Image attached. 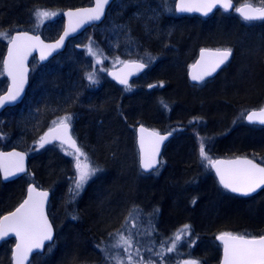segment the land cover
<instances>
[{
    "label": "rangeland",
    "instance_id": "1",
    "mask_svg": "<svg viewBox=\"0 0 264 264\" xmlns=\"http://www.w3.org/2000/svg\"><path fill=\"white\" fill-rule=\"evenodd\" d=\"M116 1L115 2L118 7H121V5H119L120 0ZM123 1L124 3L125 1L131 2V0ZM163 1V3L159 4V7L164 6L163 10H165L169 15L171 13L174 14V10L170 6L171 0ZM253 1L256 4H259V0ZM239 2H244V0H239ZM44 7L45 6H43V8H40V10H46L50 12L49 9H53ZM120 7L119 9H117L115 6L114 10H112L108 14L107 18L100 25L95 26L96 31H98L100 34V38L104 41L103 47L102 45H98V43L93 42L90 36L89 38L91 39L86 44V48L83 50L81 49V44L83 43L84 38L87 35V30L85 33L75 38V40L70 43L65 52L49 61L47 64L41 65L38 62L33 61L31 85L29 87V91L25 100L20 105L12 108L11 111L6 112V115L9 118L7 129L10 132L8 136H5V140H9L7 148L18 147L20 149H25L28 152H31L34 159V165H36L37 167V174L41 178H45L48 172H50L49 168L47 167H45V169L42 168V170L39 169L41 161L57 163L56 170L57 172L62 174V177L64 178L63 180H61V185L63 186L64 182L66 181V187L70 188V192L77 193V196L80 195L81 192H83V189L87 187L89 183H94L97 180L98 181L96 183V187L98 189H100V187H103L104 192L106 191L108 185H114L121 192L127 190V193L130 194L129 196L131 200L133 199L134 201L132 205L129 206L128 212L124 214L123 219L118 225L119 230H116L111 235L109 234L110 236H107V238H105V246H96L97 250L100 251L101 249L105 253L106 258L104 263L102 264H114V262L108 257L110 255L116 254L117 252H120L122 257L124 256L123 249H113L110 247V245L114 243V238L117 232H123L125 228L129 227V225L125 224V221L129 219L130 213H132L136 217V228L133 229V231L139 230L140 233V237H134V240L138 239L141 241V243L145 242L146 240V237L141 236V234H143L146 229L142 227L144 220H150L153 215H155L157 218V221L155 223L156 229L154 228V230H157V232L160 234V238L162 241H168L169 238L172 237L173 234L181 229L184 225H190L184 222L190 220L195 223V225H192V227L205 228L207 230L218 229L215 234L221 232H231L233 234L240 235H253V233H250L252 232V230H256L264 225V195L261 193L262 195H258L256 197L248 199L242 198L245 200L234 198L233 196L235 195L229 194L226 190L222 189L219 186L214 173L212 172V166L208 163V161L202 160L200 156V143L201 140H203L205 152L213 161L219 156L229 154V151H231L232 155L239 150L245 149L244 151H246L247 149H250V151H254L255 153L263 154V156H253L264 162V128L247 124L243 119L240 124H237L236 122L238 118H244L249 109L244 110L240 108L237 111V116L230 119L232 107L227 106V110L224 109L225 111L223 112L225 115H223V117L220 119H215L214 122L209 125L208 120L204 119L198 113H192L186 118L185 124L189 126V129L191 130L192 125H194L196 134L198 131V134L195 136V144L189 137H186V140L177 143L176 146H173L171 151H183L190 154L194 153L195 149L197 150V161L200 170H198L199 168H197L194 169V171H198L200 175L199 180L190 185H187V182L183 181H179V183H177L175 187L169 185L167 181H169L168 177H170V175L167 174H169L171 170L167 171L165 174H161L164 170H166L168 165V161H165L166 158L162 157L161 161L162 163L164 162V166L161 163L158 168V172L157 170H155L149 174L143 172H141L140 174L135 173L134 168L132 167L134 165L129 161V165L131 167L129 166L128 168H125V173L117 176L115 173L111 172L112 168L108 167V164H106L107 167L104 168L106 171L103 169L102 173L101 171L96 172L95 175L91 176L87 180L82 189L77 190L75 188V180L78 178L75 155L66 154V152L71 153L74 152V150L67 149L63 146L51 145L48 148L42 150L43 154L46 153V156L42 157V159L40 156L43 154L37 153L40 148L38 141L40 140L42 133L47 128L54 125L53 121H57L60 117H63L65 115H71L72 119L70 123L76 124L75 121L77 119V110L81 108H96L90 104H92V101L95 97H97L98 93L104 95V93L106 92V94L109 93L111 95H114L116 97L114 101L116 102L117 111L118 113H121L123 109L126 110L125 107L127 106V102H130L134 105V99H137L134 97L138 95H133L135 92V94H137L140 91L137 90V88L138 86H141L142 88L147 89L148 92H150L151 90V95L159 98L158 101L153 100V107L155 111H159L161 114H164L173 123L172 116L174 115L173 109L175 106H173V102L174 104H176L177 101L173 100L172 98L166 97V82L160 81L158 87L154 81L152 82V86H149L151 84L149 83L150 81H148L149 78H147L148 72L153 67V64L158 60L152 54H144L146 52H144L140 46L134 45L130 26L128 23L126 24L121 18L122 15H126L124 14L125 8L120 9ZM218 13L226 17H231L233 16L232 14H236L232 12L228 13L224 10H218ZM53 19H55V16L49 17L42 23H39L36 20L35 24L36 26H38V28L35 31L43 32L47 39L56 38L62 31L63 20L60 19L57 21L49 22ZM209 25V29H212L213 32L212 34L208 35L209 37L204 36V38L218 41L222 40L223 38L220 37L219 34L225 30L224 24L218 23V21H214ZM250 25L251 24L249 23L245 24V22L244 24H242V29H245L244 31L247 32V35L249 37H251L252 33L254 32V26ZM202 29L204 28L202 27ZM89 35L90 33L87 36ZM258 35L261 38L258 37L259 39H257L259 40V42H262L264 37L263 33L262 35ZM204 38H200V42L205 41L206 39ZM196 41L197 40H195L194 42ZM90 42L93 51L97 52V55L89 54L88 45ZM222 42L224 43V45L218 44V46H220L214 48H231L232 52L234 53V47H228V41H226L227 43L225 41ZM109 48L116 51V54L108 53L107 50ZM256 48L257 50H259L258 46ZM245 51L247 52L240 55V57L237 59V62L226 74H222V72L230 65L233 57L231 61L228 62L216 76L205 81L202 84H194L193 88H195V90L191 89L190 91L185 88H181L182 98L180 104L184 103L183 105H185L186 114L190 113V109L188 107L190 95L200 96L203 98L207 97L206 106H208V108L205 107L204 109H202V113L207 111L209 112V114H212V112H220L223 107H225L221 106V100L219 99L221 94L224 93L232 96L233 99L234 96H239V99L234 100L238 102V105L240 106L248 102L250 103V101L253 102L258 100V98L250 100L251 97H247V76L254 73V68H251L247 65V60H249L252 54L247 49ZM81 56H84V59H82ZM90 58L93 59L91 60ZM98 59L102 62L97 63ZM2 60L3 57L0 58V92L5 89L8 83V80L5 78L3 73ZM128 60L145 61L149 65V70L146 72L147 74L145 73L141 77V80L139 82H132L130 84V88L118 87V94H114L116 92H111L106 88V83L108 80L106 73L110 68L118 66ZM190 64L191 63H187L183 65L182 62L179 63V69L172 70V72H174L173 74L185 75L183 74V66L187 67L188 69ZM89 73L94 74L97 83L93 84L89 81ZM220 74L222 75L219 77ZM214 79L216 80L212 84L204 89H201L205 86L206 83L211 82ZM97 84L99 85L96 86ZM87 87H90L92 89L91 91H95L94 95L89 94L90 96H88V98ZM179 91L175 90V93L177 94V92ZM109 97L114 99L113 96ZM161 101H163V103H161ZM261 102L264 104V98H262ZM79 104H82V106H80ZM164 105H167V107H165ZM186 114L184 113V115ZM169 119H167V121ZM4 120L5 118L0 121V124H3ZM244 124H246L247 126H245ZM136 125L138 124L129 126V129L132 130L133 133L136 129ZM169 128L170 130L168 131L175 132L176 130H178L175 126ZM73 130L74 135L77 138L79 147L88 158L87 162L90 166L98 168L95 164L97 163L95 156L93 155V153H91V151L88 150L86 144L87 141L82 135L78 133L79 129L77 130V127H73ZM14 132L16 133L14 134ZM227 135H229L228 138H226ZM132 139L134 146L133 152L130 147L131 145H129L130 142L128 143L129 140H118L116 143H114L115 145H118V147L119 145H121L120 152L124 154V157L122 159L125 162H128L126 158H129L131 154L133 155L134 159L139 158L135 134L133 135ZM224 140L230 141V144L225 145ZM231 155H229V157L237 156ZM81 161H84V157H81ZM118 161L122 163L120 158L118 159ZM137 162L139 161L135 162V166L137 165ZM109 166L111 165L109 164ZM130 169L132 170L131 172L128 171ZM33 171H30L26 178L19 181H30V179L33 181H37L34 173L35 171ZM149 175L151 176V178ZM53 178L55 177L53 176ZM48 179L49 177L45 180L47 181ZM48 182H51V180H48ZM48 185L55 188V185ZM101 194L105 193H98L97 198H99ZM110 194L111 195L108 196L109 198L107 199V202L114 203L110 205L113 206L118 203L119 197L117 198V196H115V193ZM149 197H151V200L149 199ZM158 200L162 201V203L165 204L167 210L166 215L169 216L170 220L172 221V227L168 229H166V227L163 228L161 225L162 214L160 213L161 207L158 204ZM193 201L195 202L193 203ZM93 203L99 206L101 202L98 204L97 202L95 203V201H93ZM110 206L107 207V214L108 217L111 216L110 219H112V221L110 222L108 227H113L118 223V216H120L119 214H121V212L115 215V208H110ZM99 207L101 208L103 207V205ZM103 209H105V207H103ZM77 218L82 219L83 217L82 215L77 213L76 219ZM192 227L191 235L187 237L182 236L181 241L177 245L176 251L187 253L188 255L195 257V253H197V243H195L196 240L191 239V237L193 236ZM222 227H233L237 228V230L222 229ZM151 231L152 229L150 231L148 230L147 232L150 233ZM77 238V232L74 230V228L67 227L60 238V242L58 244L59 248L58 251H56V255L53 256L52 252L56 248L57 243H53L52 246L49 247L45 253H43V255H38L36 260L31 264L73 263L74 261H76V259H79L81 257L78 256L79 254H76V252L74 251L78 249L76 245L80 243L79 247L81 249L84 247L82 241H78ZM188 241L193 242L191 247L187 246ZM213 246H215V248L217 249L218 254L215 259V254H213V257L211 256V260H213L212 263L218 264L221 258V245L216 242V244L213 243ZM202 248L203 247H201L202 251H206L207 249L206 246L203 249ZM166 255L164 256L162 262L160 261V258L158 256H156V258H153V264H178V262L179 264H183L184 260L193 259L191 256L182 258L179 255H176L177 257L174 256L175 260L169 262L173 257ZM2 257L3 256L0 255V264H5L6 261H3L6 259L3 260ZM133 257L134 259H139L135 256V252H133Z\"/></svg>",
    "mask_w": 264,
    "mask_h": 264
},
{
    "label": "trees",
    "instance_id": "2",
    "mask_svg": "<svg viewBox=\"0 0 264 264\" xmlns=\"http://www.w3.org/2000/svg\"><path fill=\"white\" fill-rule=\"evenodd\" d=\"M91 1L92 0H0V32L8 33L9 37H11L13 32L18 29L30 31L37 30L38 26H36L35 24L36 18L34 16V12L37 9L40 10V8H43V6L54 9H49L50 12L56 13L55 19L49 21L53 22L61 19V12L64 9L69 7L86 6L90 4ZM116 2L110 8L109 13L114 10L115 6L117 9H119L120 6L118 7ZM163 2V0H131V2L125 1L124 3L123 0H120V4H118L121 5L120 9L125 8L124 14L126 15H122L121 18L126 24L128 23L130 26L134 45L140 46L142 50L146 52L142 53L152 54L157 57V62L159 63L157 65H154L155 63L153 64V67L148 72L147 78L153 77L157 84H159L160 81H164L168 84H166L168 97L177 101L176 104H174L173 102V106L175 105L173 109V114L175 116H172L173 123L164 114H161L159 111H155L153 107V95H150L151 92H148L147 89L143 88V91L140 90L141 92L139 91L137 94H135L136 92L134 93L133 96L138 95L134 97L137 98L134 99V105L130 102H127V106L125 107L126 110L123 109L121 113H118L117 111L116 102L114 101L116 99L115 96H113V100L109 97H112V95H109V93H107L108 96L105 93L104 95L98 93L97 97H95L92 101V104H90L96 108H93L90 112H87V119L85 122H81V124L77 122V130L79 129L78 133L82 135L87 141L86 144L88 150L91 151V153H93V155L95 156L97 164L103 167V169L106 168V164H108V167L112 168L111 172L119 176L125 173V168H128L130 166L129 161L134 165L132 167L134 168L135 173L140 174V172L136 171L137 165L135 166L133 155L131 154L129 158H126L128 162L123 161L122 158L124 157V154L120 152L121 145H119L118 147V145L114 144L118 140H129V145L133 142L132 137L135 132L133 133V131L129 129V126L144 123L148 124L151 127L161 129V131H168L170 130L169 127L175 126L178 130L175 131L174 138H172L164 151V158H166L165 161H168V165L166 170H164L163 172L161 171L162 173L160 172L161 174H165L167 171L171 170L170 173L167 174L170 175V177H168L169 181H167V183L175 187L177 183H179V181L187 182V185H190L199 180L200 173L198 171H194V169L199 168V164L197 161V150L195 149V152L190 154L183 151L172 152L171 150L173 146L177 145V143L186 140V137H189L195 144V136L198 134V131L196 134L194 125H192V129L190 130L189 126L185 124V120L192 113H200L202 109H204L205 107L208 108V106H206L207 97L203 98L200 96L190 95L188 103L190 113L186 114L185 105H183L184 103L182 102V104H180V101L182 98L181 88H185L191 91L190 87L187 84V74H173L174 72H172V70H178L179 63L181 62L183 63V65L192 63L196 59L198 51L201 47H219L220 45L218 46V44L224 45L222 41H228V43L226 42L228 44V47H234V56L233 60L230 62V65L225 70H223L222 74H226L228 71H230L231 67L234 66L240 55L247 52L245 51L246 49L249 50L252 56L249 58V60H247V65L251 68H254V73L247 76V97H251L250 100L257 98L258 100L253 102L250 101V103L248 102L240 106L238 105L239 103L235 101L236 99H239V96H234V100L232 96L226 93L221 94V96L219 97V99L221 100V106L225 107H223V109L217 113L212 112V114H209V112L207 111H205L207 113L204 112L207 115L206 119L208 120V125L214 122L215 119L222 118L223 115H225L223 112L225 111L224 109L227 110V106L232 107L230 119L237 116V111L240 108L244 110H250L261 107L263 105L261 101L262 98H264V37L263 41L259 42L258 37L260 36L258 34L262 35L263 33L264 36V21L250 25L254 26V32L252 33L251 38L247 35V32L244 31L245 29H242V24H244V21L236 16V14H232L233 16L231 17H226L216 11L209 18H201L199 16L177 17L172 13L169 15L165 10H163L164 6L159 7V4ZM173 2L174 0H171L170 2V6L172 8ZM214 21H218V23L224 24L225 30L219 34V36L223 38L222 40L218 41L204 38V36L209 37L208 35L212 34L213 31L212 29H209V24ZM202 27L204 29H202ZM89 33L90 35L87 36ZM87 35L84 38L83 43L81 44L82 50L86 48V44L90 41L91 38V40H93V42L95 43H98V45H102V43L104 42L100 38L99 32L96 31L95 26L88 29ZM90 36L91 38H89ZM200 38H204L206 40L200 42ZM195 40L197 41L194 42ZM8 41V39H0V58H2L5 54ZM257 46L259 47V50H257ZM222 74H220L219 77ZM216 79L206 83L205 86L201 89L206 88ZM157 86L159 87V85ZM118 89L116 90V94H118L119 92ZM175 90H180L179 92H177L178 95L175 93ZM12 108L4 111L0 117V121L5 118L4 123L0 124V138H3L0 139V148L2 149H6L9 144V140H5V136H8L10 134L7 129L9 118L6 115V112L11 111ZM82 110L85 111L86 109L82 108ZM184 113L186 115H184ZM167 119L169 120L167 121ZM242 119L244 120V118H238L236 121L237 124H240L242 122ZM244 125L247 126L246 124ZM15 133L16 132H14V134ZM228 137L229 135H227L226 138ZM229 142L230 141L228 140H224L225 145L230 144ZM244 150L245 149L239 150L232 155L244 154L249 156H263V154L255 153L254 151H250V149H247L246 151ZM229 152V154H226L224 156L231 155V151ZM119 158L121 159L122 163L118 161ZM56 164L57 163H51L49 161H41L39 169L42 170V168L45 169V167L49 168L52 175H50L49 178H53V175H55V172H57ZM109 164L111 166H109ZM198 170H200V168ZM128 171L131 172L132 170L130 169ZM37 181L39 183V180ZM97 181L90 184L89 188L83 196L78 210H73V214H75L76 217L78 213L82 215L83 218L76 219L75 217L74 221H70L68 224V227H73L77 232V239L78 241H82V244L84 246L81 249L79 247L80 243L76 245L78 249L74 251L76 252V254H79L78 256L81 257L70 264L104 263L106 258L105 253L101 249L100 251L97 250L96 246H105V238H107V236H110L116 230H119L118 225L123 219L124 214L128 212L129 206H131L134 201L133 199L131 200L129 196L130 194L127 193V190L121 192L114 185H108L105 192L103 191V187H100V189H98L96 187ZM20 187V183L3 185L0 181V206L4 207L10 204L13 199L17 197ZM98 193L105 194H101V196L97 198ZM110 193H115V196H117V198L119 197L118 203L113 206L110 205L114 203L107 202V199L109 198L108 196L111 195ZM262 194L264 195V193ZM233 197L236 199L245 200L239 197ZM149 199L151 200V197H149ZM93 201H95V203L97 202L98 204L101 202L99 206L103 205L105 209H103V207L100 208L98 205L94 204ZM158 201V204L161 207L160 213L162 214L161 225L163 228L166 227V229H168L172 227V221L170 220L169 216L166 215L167 210L165 204H163L160 200ZM109 206L110 208H115V215L121 212V214H119L120 216H118V223L113 227H108L110 222L112 221V219H110L111 216L108 217L107 214V207ZM156 221L157 218L155 215H153L150 220H144L142 226L143 228H146L145 230L147 231H150L152 229L150 235H146L145 232L141 234V236L146 237L145 242L141 243L140 248V251L143 253L144 260L146 262L148 261L150 256L151 259L156 258V256L146 252L145 248H152L155 252L158 251L161 247L162 240L160 238V234L157 232V230H154ZM184 222H186V224H190L191 227L192 225H195L192 220ZM222 229L237 230V228L233 227H222ZM192 230L193 236L191 237V239L196 240L195 243H197V253H195L196 256L194 257L188 255L187 253L174 251L171 252V254H167L170 257H173L169 262L174 261V256L179 255L182 258L191 256L194 260L198 261L199 264H214L212 263L213 260L211 259L213 257V254H215L214 259L218 254L217 249L215 248V246H213V243L216 244L215 233L218 231V229L207 230L205 228L192 227ZM250 233H253V235H261L262 233H264V225L256 230H252V232ZM166 246L167 244L164 245V247ZM205 246L207 247L206 251H202L201 247L204 248ZM55 255L56 253L53 254V256Z\"/></svg>",
    "mask_w": 264,
    "mask_h": 264
},
{
    "label": "snow or ice",
    "instance_id": "3",
    "mask_svg": "<svg viewBox=\"0 0 264 264\" xmlns=\"http://www.w3.org/2000/svg\"><path fill=\"white\" fill-rule=\"evenodd\" d=\"M110 3V0H94L95 6L87 9H79L76 12L69 11L68 17H76L75 25L71 28L75 31L84 23L99 21L105 14V7ZM217 5L224 10L232 8V0H180L178 10L180 12H199L207 16ZM241 15V18L246 22L264 21V0H259V6H254L251 3H245L234 9ZM56 13L46 10L37 9L34 16L39 23L55 16ZM68 35L65 31L64 36L60 38L55 45H45L40 41L38 36H31L27 32L19 33L9 37L8 33L0 32V39H8L11 47L8 50V58L3 62L4 70L11 77L12 86L7 89L6 95H0V108L5 104L16 101L23 90L25 82L26 68L24 61L33 47L39 45L41 47V59L45 58L43 49H55L63 43L64 37ZM35 42V43H33ZM88 51L91 55H97L93 51L91 42L88 45ZM205 54L211 59L207 64L201 67L200 64L193 65L191 78L193 81L203 82L206 76H211L221 65H224L232 55L231 48L202 50L201 59L203 61ZM97 60V63H101ZM126 67L142 70L146 65L136 61L124 62ZM200 68V71H196ZM121 84L127 88L128 84L126 77H116ZM88 79L91 83H97L93 73H89ZM154 87V86H153ZM163 103V101H161ZM167 107V105H164ZM71 115L60 117L57 121H53L55 127L50 129L49 133L42 136L38 141L39 147H44L45 144L52 143L54 140H60L61 144H67L74 152L66 154L75 155L77 179L75 180V188L82 189L87 180L101 171L99 168L92 167L87 162L86 154L77 146L75 139L70 135ZM249 123L264 125V107L258 111H252L246 115ZM140 167L143 171L148 172L157 169V165L162 161L158 160L160 144L167 139L166 136H161L157 132H148L147 129L140 128ZM55 133V135H53ZM147 133V139L145 137ZM200 156L202 160L215 167L219 177V183L224 189L232 193H237L242 196H249L256 192L261 187H264V167L246 158H238L233 161H213L206 154L203 140L200 143ZM84 157V161H81ZM24 156L21 153H0V169L3 170L4 178L14 176L17 172H23ZM224 166V167H222ZM29 196L14 212L0 219V240L8 236L10 233L18 238L19 243L16 244L13 252L14 264H26L29 254L34 249H42L45 241L52 240V226L44 213V201L47 198V192H36L35 188L28 189ZM35 193V195H33ZM195 201H193L194 203ZM129 227L123 232H117L114 238V243L110 245L113 249H123L124 256L120 252L110 255L108 258L114 264H153L151 256L148 261L144 260L143 253L140 251L141 241L134 240V237L140 235L139 230L133 231L136 228V217L130 213L129 219L125 221ZM146 235L150 233L145 230ZM191 235V226L184 225L168 241H162L158 251H153L152 248H145V251L158 256L160 261H163L167 253L176 251L178 243L182 236ZM223 245V264H264V235L259 238L249 237V234L237 235L231 232H224L217 237ZM168 246L165 248L164 245ZM193 242L188 241L187 246L191 247ZM51 247V246H50ZM135 256L139 259H134ZM179 264V262H178ZM183 264H199L198 261L187 259Z\"/></svg>",
    "mask_w": 264,
    "mask_h": 264
},
{
    "label": "water",
    "instance_id": "4",
    "mask_svg": "<svg viewBox=\"0 0 264 264\" xmlns=\"http://www.w3.org/2000/svg\"><path fill=\"white\" fill-rule=\"evenodd\" d=\"M114 1H115V0H110V3L105 7V14H104V16L101 18V20H99V21H92V22H88V23H84V24H82L80 27L76 28L75 31H72L71 28L75 25L76 17L71 18V24H70V18L68 17L67 13H68L69 11L76 12V11L79 10V9L92 8V7L95 6V4H94V0H93L92 4H90V5L80 6V7H69V8H67V9H65V10L62 12L63 28H62L61 33H60L55 39L48 40V39H46L41 33H35V32H31V31H27V30H17V31H15V32L12 34V36H15V35H17V34H19V33L27 32V33H28L29 35H31V36H38L39 39H40V41H42L43 44H45V45H55V44L57 43V41H59L60 38H61L62 36H64L65 31H68V35H67L66 37H64L63 43L60 44L59 47H56L55 49H47V48L43 49L44 54H45V58H44V59H41V47H40L39 45H37V46H35V47L32 48V50H31V51L29 52V54L27 55L26 60L24 61L25 68H26L27 71H26V76H25V82H24V84H23V90H22V92L20 93V95H19V97L17 98L16 101H13V102L7 103V104H5L4 107L0 108V115H1L6 109L11 108V107H14V106H17L18 104H21V103L23 102V100L25 99V97H26V95H27V92H28V89H29V86H30V74H31V62H32V60H33L34 58H36L40 63L44 64V63L48 62L50 59H52L53 57H55V56H57L58 54H60L61 52H63V51L66 49L68 43H69L71 40H73V39L77 38L78 36H80L81 34H83V33H84L89 27H91V26H93V25H100V24L106 19L107 14H108V10H109L110 6L113 4ZM179 3H180V0H176V3H175V12H176L177 14H179V15H197V16H200V17H203V18H207V17H209L211 14H213L216 10H218V9H223L221 6L217 5L216 8H214V9H213V10H212L207 16H205V15H203L202 13H199V12H180V11L178 10V5H179ZM242 5H243V4H242ZM242 5H240V6H242ZM240 6H239V7H240ZM234 7H235V1L232 0V8L229 9V10H225V11H227V12H231V11H233ZM223 10H224V9H223ZM238 15L241 17V15H240L239 13H238ZM12 36H11V37H12ZM33 43H35V42H33ZM10 47H11V45H10V43L8 42V43H7V46H6V52H5V55H4V58H3V62L6 61L7 58H8V50H9ZM205 49H207V50H213V51H214V50L217 49V48L203 47V48H201V49L199 50V53H198V56H197L196 60L194 61V63L191 65V67H190L189 70H188V77H189L190 81H191L192 83H194V84H201V83H203L204 81L208 80L209 78H213L214 76H216V75L222 70V68H223V67H224V66H225V65L231 60V58H232V56H233V52H232V55L229 57L228 61H227L224 65H221V67L218 68V69L216 70V72H214L211 76H206L203 82L193 81L192 78H191V75H192V72H193V67H192V66H193V65L200 64L201 67H203V66H204L205 64H207V63L209 62V60L211 59V57H209L207 54H205L204 59H203V61H202V59H201V52H202V50H205ZM136 62H139V61H136ZM140 63H143V62H140ZM144 64H145V63H144ZM145 65H146V64H145ZM146 70H147V65H146L142 70L137 71L136 69H133V68H130V67H126V66H125V63H124V64H122V65H120V66H118V67H116V68L110 69V70L108 71L107 75H108V77H110L112 80H114L117 84H119V85H121V86H125L124 84H121V83L119 82V80H118L116 77H121V78L126 77L127 80H128V84H129L132 80H134L135 78L139 77V76H140L141 74H143ZM200 70H201L200 68H197V69H196V71H200ZM3 71H4V75H5V77H6L7 80H8V84H7V87H6L5 91L2 92L0 95H6V94H7V89L10 88V87L12 86V80H11V77H9V76L7 75V72L4 70V67H3ZM262 107H264V106H262ZM262 107H261V108H262ZM261 108L251 109V110H249V111L246 113V115H247L248 113L252 112V111H258V110L261 109ZM246 115H245V122H246L247 124H250V125H258V126H263V127H264V125H259V124H252V123H249V122L247 121V119H246ZM54 127H55V126H53V127L49 128V129H47L46 131H44V133H43L42 136H45V134L49 133L50 129H53ZM141 127L147 129L148 132H157V133H159L161 136H166V137H167V139H165V140L160 144V150H159L158 160L161 161V158H162V155H163V151H164L166 145L172 140V138L174 137L175 134H174L173 132H171V131H160V130H158V129H156V128H153V127H150V126H148V125H146V124H138V125L136 126V143H137V147H138L139 163H140V147H139V140H140V135H141V133H140L139 130H140ZM53 135H55V133H53ZM70 135H71V136L73 137V139H75V141H76V138L74 137L73 132H72V125L70 126ZM145 137H146V139H147V133H145ZM54 141L61 142L60 140H54ZM66 145H67V144H66ZM68 146H69V145H68ZM13 152L23 154V156H24L23 164H24V169H25V170H24L23 172H17L14 176H9L7 179H5V178H4V174H3V170L0 169V174H1V176H2V180H3L4 182H8V181L15 180V179L21 177L22 175L26 174L27 171H28L29 156H28V154H27L26 151H24V150H22V149H18V148H11V149H6V150H0V153H4V154H7V153H13ZM238 158H241V159L246 158V159L253 160L254 163L259 164L260 166L264 167V164L260 163V162H259L258 160H256L255 158H252V157H250V156H246V155H237V156H232V157H224V156H222V157H218V158H216L214 161H225V162H228V161L236 160V159H238ZM159 165H160V164L157 165V168L159 167ZM222 167H224V166H222ZM140 168H141V167H140ZM154 170H156V169H153V170L148 171V172H145V171H143V170H142V171H143L144 173H151V172H153ZM212 171H213V173H214V176H215V178H216L218 184L220 185L221 188H223V186L219 183V177H218V175H217V173H216V169H215V167H212ZM29 188H35L36 192H47V193H48L47 198H46L45 201H44V213H45V215H46V217H47V219H48V222L51 224V222H50V220H49V218H48V216H47V204H48L49 197H50L49 192L46 191V190H39V189H37L34 185H31ZM223 189H224V188H223ZM263 189H264V187H261L260 189H258L256 192L252 193V194L249 195V196H242V195L237 194V193L229 192V191L226 190V189H225V190L228 191L230 194H233V195H236V196H239V197H242V198H247V197H250V196H253V195L257 194L258 192L262 191ZM33 195H35V193H33ZM28 196H29V192H28V195H27V197L25 198V200L28 199ZM25 200H24V201H25ZM24 201H23V202H24ZM23 202H22V203H23ZM22 203H21V204H22ZM21 204H20V205H21ZM20 205H19V206H20ZM19 206H18V207H19ZM18 207H17V208H18ZM17 208H16V209H17ZM16 209H15V210H16ZM15 210H14V211H15ZM14 211H13V212H14ZM9 214H10V213H9ZM9 214H7V215H9ZM7 215H6V216H7ZM51 226H52V224H51ZM222 233H224V232H221V233H219L218 235H216V241L221 245V258H220V261H219L218 264H223V245H222V242H221L220 240L217 239V237H218L220 234H222ZM237 235H240V234H237ZM262 235H264V233L261 234V235H258V236H249V237H250V238H251V237L259 238V237L262 236ZM8 237H14L15 240H16V244L19 243L18 238L15 237L14 234H11V233H10L8 236L4 237L3 239L8 238ZM52 239H53V228H52ZM48 242H50V241H45V242H44V245H45L46 243H48ZM16 244H15V246H16ZM15 246H14V248H13V252H14V250H15ZM43 247H44V246H43ZM42 249H43V248H42ZM42 249H34V250L29 254L28 259H27V261H26V264L29 263V260H30V258H31V256H32V254H34V253H36V252H38V251H41ZM12 258H13V253H12ZM13 264H14V259H13ZM82 264H94V263H82Z\"/></svg>",
    "mask_w": 264,
    "mask_h": 264
},
{
    "label": "flooded vegetation",
    "instance_id": "5",
    "mask_svg": "<svg viewBox=\"0 0 264 264\" xmlns=\"http://www.w3.org/2000/svg\"><path fill=\"white\" fill-rule=\"evenodd\" d=\"M234 1H235V8H237L240 5L245 4V3H251L254 6H259V4H256L253 0H247V1L244 0V2H239V0H234ZM232 13L237 14V12L234 10ZM237 16L239 18H241L238 14H237ZM244 22L246 24L247 23L254 24L252 22H246V21H244ZM259 22H261V21H259ZM140 79H141V77H138L133 82H138ZM118 87L124 88L121 86H118ZM260 128H264V127H260ZM72 131L74 133L73 126H72ZM76 144H77V146H79L78 141ZM51 145L63 146V147H66L67 149L73 150L72 148H70L66 144L62 145L61 142L53 141L52 143L45 144L44 147H42V148L40 147L39 151H42ZM24 151H26V150H24ZM26 152H27V154L29 153L28 151H26ZM28 156H29V154H28ZM31 166H32V159L29 156V169H28L26 174L22 175L21 177L15 179V180L8 181V182H4L2 180V176L0 174V181L3 185H8L11 183H20L21 184V187H20L19 193L17 194V197L15 199H13V201L10 204H8L7 206H4V207L0 206V219H2L7 214L13 212L25 200V198L28 195V189L31 185H34L39 190H46L50 194L49 201L47 204V216H48V218L52 224L53 239L50 242L46 243L41 251H38V252L32 254L28 264L33 263L36 260V258L38 257V255H43V253H45L46 250H48V248L50 246H52L53 243H57L56 248L52 252L53 254L56 253V251H58V248H59L58 244L60 242L61 236L65 232L66 228L69 226L68 225L69 222L74 221V218L76 217L75 214H73L72 202H70V200H71L70 195L74 194L75 192H70L71 191L70 188L66 187L67 183H64V185H63L64 187L60 186L64 189V191H60L58 188L59 185L55 186V188H53V187H50L48 184H44V186L39 185L38 181H35V180L33 181L31 179H30V181H27V180L26 181H24V180L19 181V180H22L28 176ZM36 180H37V178H36ZM89 186H90V183L87 185V187H85L83 189V192H81V194L79 195L80 199H83V196H84V194L87 191ZM263 192H264V189L262 191L258 192L257 194L253 195V196L247 197L246 199L261 195V193H263ZM236 197H239V196H236ZM239 198H242V197H239ZM64 201H66L65 204H63ZM15 244H16V240L14 237H8V238L0 240V255L3 256L2 257L3 260L6 259L4 261L2 260L3 262L6 261L9 264H13L12 253H13V248H14ZM97 264H99V263H97Z\"/></svg>",
    "mask_w": 264,
    "mask_h": 264
},
{
    "label": "bare ground",
    "instance_id": "6",
    "mask_svg": "<svg viewBox=\"0 0 264 264\" xmlns=\"http://www.w3.org/2000/svg\"><path fill=\"white\" fill-rule=\"evenodd\" d=\"M175 3H176V0H174V2H173V8H174V16H177V17H182V16H193V15H179V14H177L176 12H175ZM67 9V8H66ZM214 14V13H213ZM213 14H211L209 17H211ZM209 17H207V18H209ZM259 22V20L258 21H252V23H258ZM251 25H253V24H251ZM18 30H24V29H18ZM17 31V30H16ZM27 31H30V30H27ZM31 32H35V33H37L36 31H31ZM72 41H70L69 43H68V45H67V47H66V49L63 51V52H65L66 50H67V48H68V46L70 45V43H71ZM102 47H103V43H102ZM107 50V49H106ZM108 53H110V54H116V51H114V50H112L111 48H109L108 50ZM63 52H61V53H63ZM60 53V54H61ZM79 53H81V52H79ZM60 54H58L57 56H59ZM57 56H55V57H53L52 59H54V58H56ZM82 57V59H84V56H81ZM233 57V56H232ZM157 58V57H156ZM52 59H50L49 61H51ZM91 60L93 59V58H90ZM232 59V58H231ZM33 61H36V62H38L39 64H41V65H45V64H47L48 62H46V63H44V64H42V63H40L36 58H34L33 60H32V63H33ZM128 61H139V62H143V63H146L145 61H141V60H128ZM128 61H126V62H128ZM231 61V60H230ZM229 61V62H230ZM159 62H156L154 65H157ZM122 64H124V62L122 63ZM122 64H120V65H122ZM192 64V63H191ZM190 64V65H191ZM120 65H118V66H120ZM118 66H115V67H112V68H110V69H113V68H116V67H118ZM184 67V74L186 75L187 74V76H186V79H187V84H188V86L190 87V89H194L193 88V85H194V83H192L191 81H190V79H189V77H188V70H189V68H190V66H189V68L187 69L186 68V70H185V66H183ZM109 69V70H110ZM223 69V68H222ZM108 70V71H109ZM108 71H107V73H108ZM148 70H146L145 71V73L147 72ZM106 73V74H107ZM145 73H143V74H141L140 75V77H142ZM107 78H108V80H107V83H106V88L109 90V91H111V92H116V88H118V86H121V85H119V84H117L114 80H112L110 77H108V75H107ZM148 81H150L149 83L151 84V85H149V86H152V82H154L155 81V79L153 78V77H150L149 78V80ZM156 83V82H155ZM157 84V83H156ZM31 85V84H30ZM99 84H97L96 86H98ZM157 85H159V84H157ZM7 87V86H6ZM6 87H5V89H6ZM165 87H166V85H165ZM5 89L2 91V92H4L5 91ZM143 88L141 87V86H138V88H137V90H141V91H143L142 90ZM92 89L90 88V87H87V98H88V96H90V95H94V93H95V91H91ZM166 90V89H165ZM1 92V93H2ZM150 92H151V90H150ZM167 92V91H166ZM0 93V94H1ZM90 94V95H89ZM105 94H106V92H105ZM114 94H116V93H114ZM109 95H111V94H109ZM150 95H151V93H150ZM168 95V92H167V94H166V97H168L167 96ZM107 96H108V94H107ZM112 96H114V95H112ZM153 97V100H156V101H158V99L159 98H156L155 96H152ZM168 98H170V97H168ZM89 100V99H88ZM114 100V99H113ZM170 100V99H169ZM80 106H82V104H79ZM92 109H89V108H86V110L84 111V110H82V108L81 109H78L77 110V115H76V117H77V119H76V124H74V123H70L73 127H77V122H79L80 124H81V122H85L86 121V119H87V112H90ZM200 116H202L204 119H206L207 118V115L205 114V113H202V111H200V113H198ZM137 126V125H136ZM135 132V131H134ZM174 134H175V132H173ZM135 136H136V134H135ZM175 136V135H174ZM174 138V137H173ZM131 146V149H132V152H133V148H134V146H133V142L130 144ZM136 146H137V143H136ZM13 148H18V147H13ZM6 149H11V148H6ZM6 149H0V150H6ZM18 149H20V148H18ZM137 149H138V147H137ZM25 150V149H24ZM27 151V150H26ZM138 151V150H137ZM164 151H165V149H164ZM164 151H163V155H162V157H164ZM38 154H43V151H38L37 152ZM36 153V154H37ZM29 154V156L31 157V159H32V166L30 167V171H33L34 173H35V176H36V178H37V180H39V185H43L44 186V183H46V184H52V185H55V186H58L59 185V190L60 191H64V189L62 188V187H64V186H62L61 185V180H63L64 178L62 177V174H60L59 172H55V175H53V176H55V178H49L50 180H51V182H48V181H46L45 179L46 178H48V177H50V175H51V173L50 172H48V174H47V176L45 177V178H41V177H39L38 176V174H37V167H36V165H34V159H33V156H32V153L31 152H29L28 153ZM46 153H44L43 155H41L40 157H44V156H46L45 155ZM139 156V155H138ZM34 158H35V156H34ZM136 161H139V158L138 159H134V162H136ZM96 164V166L101 170V173H102V171H103V167H101L99 164H97V163H95ZM28 169H29V162H28ZM211 169H212V167H211ZM105 170V169H104ZM106 171V170H105ZM136 171L137 172H143L142 171V169L140 168V163L139 162H137V166H136ZM100 173V174H101ZM104 173V172H103ZM144 173V172H143ZM52 176V175H51ZM57 181V182H56ZM58 181H59V184H58ZM44 182V183H43ZM66 182V181H65ZM64 182V183H65ZM218 183V182H217ZM60 186H62V187H60ZM220 186V185H219ZM223 189V188H222ZM225 190V189H224ZM62 194V193H61ZM70 202H72V208H73V210H76V209H78L79 208V206H80V204H81V201H82V199H80V196L78 195L77 196V193H74V194H71L70 195ZM66 203V201H64L63 202V204H65ZM62 209V208H61ZM63 210V209H62ZM12 213V212H11ZM219 233H217V234H215V237H216V235H218ZM250 236H258V235H250ZM5 264H9L8 262H6ZM94 264H97V263H94Z\"/></svg>",
    "mask_w": 264,
    "mask_h": 264
}]
</instances>
